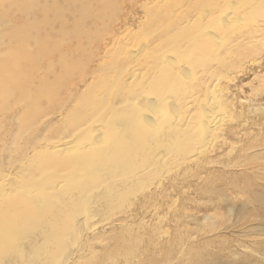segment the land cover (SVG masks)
<instances>
[{
	"label": "bare ground",
	"instance_id": "obj_1",
	"mask_svg": "<svg viewBox=\"0 0 264 264\" xmlns=\"http://www.w3.org/2000/svg\"><path fill=\"white\" fill-rule=\"evenodd\" d=\"M25 1L6 0L0 10L3 4L10 10ZM191 1L174 3H186L184 19L198 7L208 5L210 10H206L198 27H174L170 24L172 17L160 22L156 29L166 30L158 35L159 42L136 77V69H130L135 61L132 53H124L122 58L110 55L107 60L101 57H107L119 42L126 23L120 16L112 32L97 34L99 43L86 58L79 55L80 60L74 63L63 54L57 62L60 75L54 74L53 63L46 64L47 75L53 77L40 78L34 94V69L40 61L45 64V43L36 45L38 60L24 52L1 60L0 113L18 106L12 114L20 119V128L8 140L7 132L6 138L0 135V264H93L94 258L83 253L92 251L102 234L92 233L89 239L84 234L92 226L88 228L85 223L103 211L124 212L123 204L132 210L139 204L147 208L155 192H140L139 185L153 169L150 166L166 157L163 149L171 155L181 149L188 155L187 162L197 161L209 149L213 152L215 147L225 148L235 132L244 127L232 111L231 100L218 98L223 92H215L217 82L212 79L222 75L220 69L234 63L239 54L257 52L254 43L263 32L249 21L259 12L257 7H263L264 0ZM132 2L128 5L133 6ZM34 12H21L23 20L28 22ZM155 16L161 17L162 12ZM34 18L39 25L50 22ZM113 20L111 16L109 21ZM13 24V20L8 22L9 26ZM3 25V32L8 33ZM60 36L70 37L64 32ZM110 38L113 44L106 48ZM0 43L5 42L0 38ZM96 57L104 60L90 66ZM165 64L168 67L163 69ZM199 67L201 75L194 76L193 69ZM80 82L85 89L77 87ZM147 90L154 99L144 95ZM168 93L170 97L174 93L175 100H169L170 109L165 114L158 105L167 101L164 98ZM42 100L49 101L47 109L41 107ZM59 113H66L60 123L54 120ZM45 114L48 117L33 129V123ZM23 132L28 136L21 141ZM71 141L76 145H69ZM263 144L253 141L252 145ZM10 164H15L14 174L5 170ZM197 264L211 263L202 260Z\"/></svg>",
	"mask_w": 264,
	"mask_h": 264
},
{
	"label": "rangeland",
	"instance_id": "obj_2",
	"mask_svg": "<svg viewBox=\"0 0 264 264\" xmlns=\"http://www.w3.org/2000/svg\"><path fill=\"white\" fill-rule=\"evenodd\" d=\"M5 1L0 0V7ZM131 1L133 6L128 5ZM178 1L26 0L10 10L8 5L3 4L0 10V38L5 45L0 43V63L3 58L16 52L27 53L32 59L38 60L36 45L45 43V64L40 61L34 69L37 75L32 87L34 94L37 81L47 75L46 64L53 63L56 71L54 74L60 75L57 62L62 59L63 54L73 59L74 63L77 59L80 60L79 55L86 58L99 43L97 34L112 32L114 24L119 25L117 16H120L121 19L125 17L126 23L119 42L107 57L103 53L101 57L107 60L111 56L122 58V54L132 53L135 61L130 69H136L135 77L139 76L146 56L159 42L158 35L166 30V27L156 29L160 22L165 23L167 18L172 17L170 24L174 27H198L206 10H210L208 5L201 6L200 9L198 7L190 14L191 18L184 19L182 16L188 10L187 5L183 2L181 6H174ZM194 1L196 0L191 2ZM38 6L39 11L36 10ZM257 8H260L259 12L249 21L253 22L252 27L263 32L260 37L257 36L260 40L254 43L257 52L248 56L246 53L239 54L234 63L220 69L222 75L212 79L217 82H212L215 92L218 93L220 89L223 92L222 97L218 98L222 101L224 98L231 100L232 111L244 127L235 132L233 140L225 148L215 147L213 152L209 149L199 160L193 162L186 161L188 155L181 149H177L172 156L162 147L165 151L163 158L166 157L157 164L162 166H150L157 169L156 173L155 169L149 167V175L139 185L140 192H155V198L149 200L147 208L143 209L139 204L132 210V207L123 204L124 212L106 214L103 211L102 215L96 214L85 223L88 228L92 226L84 234L89 239L94 233L102 234L101 241L94 243L92 251L89 249L83 253H89L85 256L94 258L93 264H197L202 260L211 264H264V144L252 145L253 141L264 142V5ZM34 9L33 17L25 22L21 12ZM159 12H162V16L157 18L155 14ZM111 16L114 17L113 21H109ZM34 17L40 21L46 18L50 22L39 25ZM11 20L15 24L9 26L8 22ZM3 24H6L8 33L3 32ZM62 32L69 33L70 37L62 38ZM13 34L16 36H12ZM112 44L113 39L110 38L106 42V48H110ZM122 48L123 52L120 51ZM34 52L36 54L33 57ZM168 53L172 55L171 52H166L167 55ZM98 58L91 61L90 66L95 67L96 63L104 60ZM167 67V64L163 65V69ZM193 70L194 76L201 75L200 67ZM47 76L52 78L53 74ZM80 84L82 83H78L77 87L85 89ZM150 90L144 95L154 99ZM170 93L164 98L167 101H161L157 106L165 114L170 109L169 100H175L178 91H174L173 98ZM73 103L75 106L76 103ZM40 105L47 109L49 101L42 100ZM12 107L11 111L9 109L5 114L0 113V135L5 136L7 132V140L13 136L12 132L20 128V119L16 120L12 114L18 106ZM145 109L147 111L143 107V111ZM65 115L66 113L63 116L59 113L54 120L60 123ZM47 117L45 114L34 122L33 129ZM95 124L91 123L92 126ZM22 136L21 141L27 138V132H23ZM72 142L69 145H76ZM14 166L6 165V172L14 174ZM147 183L150 185H146ZM134 202L138 203L136 199ZM129 253H132V258Z\"/></svg>",
	"mask_w": 264,
	"mask_h": 264
}]
</instances>
